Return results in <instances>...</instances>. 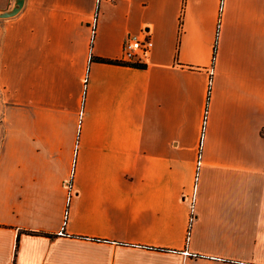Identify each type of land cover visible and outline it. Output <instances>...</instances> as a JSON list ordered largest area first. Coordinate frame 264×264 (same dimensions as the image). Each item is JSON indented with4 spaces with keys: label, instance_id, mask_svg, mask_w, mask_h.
<instances>
[{
    "label": "crops",
    "instance_id": "0c3cea01",
    "mask_svg": "<svg viewBox=\"0 0 264 264\" xmlns=\"http://www.w3.org/2000/svg\"><path fill=\"white\" fill-rule=\"evenodd\" d=\"M0 264H264V0L0 18Z\"/></svg>",
    "mask_w": 264,
    "mask_h": 264
},
{
    "label": "built area",
    "instance_id": "2783aa9c",
    "mask_svg": "<svg viewBox=\"0 0 264 264\" xmlns=\"http://www.w3.org/2000/svg\"><path fill=\"white\" fill-rule=\"evenodd\" d=\"M153 46V41L148 30L141 29L138 33L128 34L122 43V61L130 63H145L149 57ZM200 166V155L196 162L195 181L197 180V171ZM68 198L72 195L71 186L67 184ZM196 184L190 194L191 217L193 216Z\"/></svg>",
    "mask_w": 264,
    "mask_h": 264
},
{
    "label": "water",
    "instance_id": "95a60500",
    "mask_svg": "<svg viewBox=\"0 0 264 264\" xmlns=\"http://www.w3.org/2000/svg\"><path fill=\"white\" fill-rule=\"evenodd\" d=\"M23 2L24 0H14L13 6L9 10L0 12V18H6L15 15L23 6Z\"/></svg>",
    "mask_w": 264,
    "mask_h": 264
},
{
    "label": "trees",
    "instance_id": "16d2710c",
    "mask_svg": "<svg viewBox=\"0 0 264 264\" xmlns=\"http://www.w3.org/2000/svg\"><path fill=\"white\" fill-rule=\"evenodd\" d=\"M94 60L99 61V62L111 63V64L127 65V66L137 67V68H144L145 67L144 63H130V62L104 59V58H98V57H94Z\"/></svg>",
    "mask_w": 264,
    "mask_h": 264
}]
</instances>
